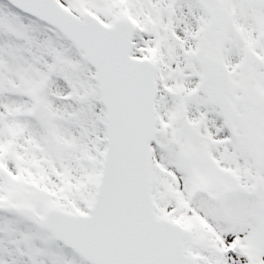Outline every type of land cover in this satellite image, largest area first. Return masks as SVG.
Masks as SVG:
<instances>
[{
  "label": "snow or ice",
  "instance_id": "6c2138e0",
  "mask_svg": "<svg viewBox=\"0 0 264 264\" xmlns=\"http://www.w3.org/2000/svg\"><path fill=\"white\" fill-rule=\"evenodd\" d=\"M0 264H264V0H0Z\"/></svg>",
  "mask_w": 264,
  "mask_h": 264
}]
</instances>
